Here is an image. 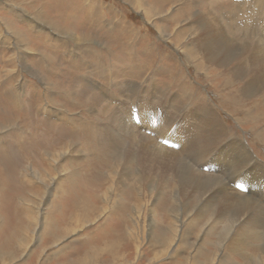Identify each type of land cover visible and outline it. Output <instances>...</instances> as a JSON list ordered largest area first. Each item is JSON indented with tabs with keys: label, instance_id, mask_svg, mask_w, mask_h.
<instances>
[{
	"label": "rangeland",
	"instance_id": "1",
	"mask_svg": "<svg viewBox=\"0 0 264 264\" xmlns=\"http://www.w3.org/2000/svg\"><path fill=\"white\" fill-rule=\"evenodd\" d=\"M42 1H44V4ZM46 1L47 0H34L33 2L32 0H22V3H13L18 5L20 10L30 12L38 10L42 13V9L44 8L45 11L43 12L50 15L48 18L45 16L43 18V21L46 22L45 25L48 27L41 26L34 18V20L29 18L26 21L22 12L20 13L12 10L7 5L6 0L0 1V116L9 117L6 119L8 122L0 119L2 121L0 122V129H2L0 130V192H2V187L4 188L6 186L5 196L8 197L3 200V205L6 208V219L1 220L2 217H0V264H151L150 262L146 261L149 254L143 253L139 256V253H134V250L137 247V242L133 239L131 240L126 238L127 242L131 245V247L129 246L128 249L122 247L119 244H109L106 246L107 248H102L103 246H99L101 244L99 236H107V227H115V225H112V223L117 220L111 221L113 220V217L110 218L114 214V211H111V214L105 213L106 216L103 215L102 217L96 218L92 223L85 221V224H83L81 227V224L74 226L75 222L68 219L67 214H64L63 217L61 214H55L52 201H46L48 199V195L45 196V200L41 204L40 201L44 195L43 192L39 191L37 188L38 183L36 182L38 180V176L34 175L33 171H30V168L35 167L41 171H43V169L48 170L52 175L49 168L50 156L53 154V152L49 151L48 157V155L46 156V150L53 149V142L56 144V146L58 145L57 150H63L65 149V146L73 143L76 145V149H79L80 147H83L84 149L83 152H78L73 158L76 164L74 165L76 169L75 177L72 180L66 181L65 187L69 189H66V191L61 193V195H63V200L66 202L69 199L67 201L69 202L71 198L70 196H75L74 193L76 192L74 191L77 186L80 187H78L80 191L83 190V192H87L89 196L94 195L95 190H102L109 184V180L107 181L109 171H112L115 168L116 160L114 158H112V160L107 159L104 155L99 153L100 147L98 145V126L104 122H107L106 120L109 116V113L113 111V109L115 110L117 106L131 104L132 92H134L131 90L137 89L142 85H146L149 83L150 79L154 78V76L156 77L157 81L154 80L153 84L155 85H151V87L156 88V86H158L157 88L160 87L162 90L166 89L165 92H170V94L180 93L184 98V104L188 107L191 106L192 109L195 108L196 104L198 103H211L219 112L224 125L229 131L227 135L228 138L243 140L247 147L251 150L253 159H255L251 166L243 170V174L245 173V179L241 175L240 180L233 178L234 172L232 171L233 169H230V167H227L225 171H220L218 169L219 165H221V169L225 167L224 162L219 164L218 168L214 166L216 162H214L212 168H204L202 167L201 163L195 161L192 157H187L189 163L199 173L204 175H207L208 173L210 176L219 177V179H221V181L225 184L227 188L226 191L229 193H233L238 196L237 194H239V190L235 189V183L237 187L244 189L245 197L256 200L258 194H260L259 197L262 198L257 202H261L260 204L264 206V190L259 188V185L263 184L264 181L261 177L252 176L251 173V170L254 169L261 174V168H264V101L261 97L244 100L245 98H243L240 93L242 85L245 82L244 79L235 81L234 86H230L228 88L226 84L224 85L225 79L228 77L222 72L217 75H213L214 77L210 76L211 78H207L206 73L200 72L196 62H193L191 58L188 59L182 49H178V47L173 42L160 35L158 25L156 23H154V25L150 23L144 17L143 13L141 12L142 10L138 11V9H136L133 5L124 0H96L98 5L94 9L95 11L92 10L93 8L91 9L93 13L91 11L89 12L88 7L85 6V9H83V14H81L80 17L83 19H89L88 21L90 22L91 26L89 23L87 24V22H74L75 17L70 18V16L67 15V17L65 16L66 19L64 18V21L62 20L64 22L63 24H56L51 20V18L53 17L56 19V21H58L57 18L60 14L56 13V11H53V9L55 10L56 7H52L51 10L50 5L46 3ZM148 1L151 3L156 2L164 7V10L160 11V14H163V16L164 14H170L172 11L169 12V10L172 8L174 9L180 7L192 12L198 13L200 11V13H204L206 12L204 7H209V3L212 7L209 12L213 11L217 15L222 14L224 16V22H228V17L232 16V14L234 15L236 13V17L237 15H240L237 13L242 12L237 11L236 4L239 2L237 0H190L191 2L188 4L187 2L189 0H176L173 1V4H171V2L169 3L170 0ZM27 2H32L33 5H29ZM49 2H51L53 6V3L56 1L49 0ZM31 5L33 7H31ZM30 15L34 16V14ZM159 19L162 21L159 23L163 26H173L170 20H166L164 18L163 21V18L161 17H159ZM101 20L105 21L100 23ZM121 22L123 25H121ZM163 22L168 23L169 25L164 24ZM124 23L127 26L128 31L134 30L135 33L138 32L139 34V36L133 38L136 39L134 41L135 44H132L133 48L125 50L121 48L120 45L115 48H110L108 46V41L111 39L113 34L111 32L105 33V29L101 26L108 27L109 24H111L116 34V32L118 33V30L124 26ZM69 26L72 27V29L74 28L77 32H81L82 29L85 28L86 33L89 34L87 37L92 39V42L87 43L85 41L80 42L83 45H76L74 42L70 41L68 37L63 34H67L66 29L69 28ZM182 26L184 28H188L187 25ZM14 30L18 31L19 33L21 32L22 43L28 45L29 50L22 48L23 45L16 40V31ZM58 30L62 31V33L58 32ZM235 30L236 29L233 27V31ZM135 33H133L132 36ZM232 34L240 39L245 40V37H241L242 31L240 30L236 31V34H234V32ZM109 35L111 37L108 39L107 37H109ZM123 37H125V35H123ZM119 41H121V39ZM113 44L115 45L116 43L114 42ZM22 57L29 64L26 66L28 71L25 66H22V61L20 63V59ZM122 58L124 60H122ZM129 58H132V63H134L133 67L130 66ZM233 63H235V61ZM113 64L117 65L115 66ZM110 65H112L111 70L113 69L112 71H114V74H112L113 72L110 70ZM130 68H134V70L136 69L135 73L134 70H130ZM65 69H67V71ZM208 73H210V70ZM220 74H222L225 79H218V75ZM104 76H106V78ZM130 82L134 83L129 84ZM135 83H138L136 84V86L138 85L137 87L133 86ZM218 84H221V88L218 87ZM131 86L133 87L131 88ZM15 87H20V93L13 91ZM77 87H81L80 90H78ZM126 87L129 89H126ZM66 88L67 90H65ZM73 88L76 89L74 90ZM227 88L228 91L232 90L231 94L224 90ZM177 89L179 92H177ZM32 90L33 92H31ZM47 92L49 94L48 96H50L49 98H46ZM124 99H127L126 103ZM253 105L256 106L253 107ZM167 107L168 105L163 106L160 110L163 111L162 109ZM256 107L257 109H254ZM183 114L184 111L180 113V115L177 112L176 114L172 115V118L170 117L172 120L171 125H175L177 127L179 124H181V118ZM19 117H21V119ZM132 119L139 125L140 120L138 114H133ZM40 121H43L44 123L43 124L41 122L42 126ZM4 124L7 126L2 127ZM87 124L89 125L87 126ZM94 125L97 126L95 127ZM83 126L87 127L85 128ZM11 133L14 134L11 135ZM20 134L23 135L20 136ZM80 134L83 136L81 137L82 139L80 138ZM88 136H90L91 139ZM93 136L96 137V139ZM228 138L226 139L225 136V138H223L222 144L227 143L229 140ZM44 140H49V144L45 143ZM162 142H164L163 144L167 146L164 140H162ZM93 146L94 149L92 148ZM223 152L224 156L227 157L228 154L226 150ZM217 154V151L213 150L209 158L212 160ZM223 159L224 158L222 156V161ZM83 163L85 164L83 165ZM133 165V173L135 174V172L138 170V164L134 163ZM86 175L89 176L87 177ZM99 181L101 182V185ZM77 182L79 183L77 184ZM85 183L86 187L84 185ZM95 183L98 185L96 186ZM229 183L230 186L228 185ZM50 184L52 187H54L56 182H47V186ZM132 186L133 187L129 188L123 197L126 199V202L131 203V207L138 200L136 196L137 191L134 187L135 185ZM97 187L99 188L97 189ZM88 191L90 193H88ZM172 193L173 188H169L167 193L165 190L163 195H155V201L154 203L151 202L149 204V209L156 207V212L158 213L156 219L158 222L160 221V218L163 223H167L171 219L176 222L179 233L178 236L184 234L186 236L185 243L187 245L184 243L185 245H182L180 251L177 254L174 256L168 254L167 257L157 260L155 264H176V259L178 256H193L197 252L198 254H206V257H210L213 244L219 242V233L224 228L223 223H225L233 215L226 214L223 216L220 221L221 223L216 227L212 225V221L209 219V214L203 219L199 217V219H197L193 225H190L191 221L187 215H181L183 205H180L181 207L178 205L173 208L171 207L173 199ZM55 194L58 196L57 191ZM51 197L50 199H52ZM158 197L161 198L159 201H157ZM30 200H34L35 203L33 204ZM27 205H35L36 208H34L33 212L25 211L23 208H20L26 207ZM50 206L52 209L50 211V218L53 219L54 224H50L47 218L41 219L39 224H37L39 209H41L39 212L40 217L43 215L44 210H47ZM193 207L194 205L191 204L189 209L192 210L194 209ZM118 208V211H116L120 213V211H122L120 209L121 207ZM176 214H178L177 218L181 222L175 221L176 219L173 218V216H176ZM108 216L110 218H108L109 221L107 219ZM28 217L33 218L34 222H29ZM129 217V213H125V219L128 220V222L130 220ZM245 220L246 219L243 217H237L235 223L239 225ZM179 223H181V225H179ZM84 225L86 228H83ZM105 225L106 229L104 227ZM54 227L55 230L53 231V234H51ZM71 228H77L78 231L71 234ZM123 230L126 231L125 228H123ZM34 232V238L31 242V236ZM50 234L53 235V238H51ZM93 238H97L99 240L98 246L99 249H102L100 251L95 250L92 253V261L89 259L84 260L87 255L83 253L86 252V246L88 243H91ZM246 238L248 241H252L248 237ZM57 239H60L61 241ZM148 240L149 237L146 235L143 246L141 247L142 249H146ZM190 242L193 244L188 246ZM224 242H226V238ZM178 244L179 241H177L174 246L172 245L171 247L174 248V250H177ZM222 245H224V243ZM60 246H62V250H60L57 254ZM251 248L252 247L249 248V251H253ZM129 249H131V251ZM55 250L56 253L54 252ZM124 252L127 253L126 258L129 257L128 259H130V262L123 261L122 253ZM206 257H199L200 260L198 259L199 261L195 264H206ZM218 257H220V253ZM68 260L70 262H68Z\"/></svg>",
	"mask_w": 264,
	"mask_h": 264
},
{
	"label": "bare ground",
	"instance_id": "2",
	"mask_svg": "<svg viewBox=\"0 0 264 264\" xmlns=\"http://www.w3.org/2000/svg\"><path fill=\"white\" fill-rule=\"evenodd\" d=\"M6 1H7L6 2L7 5L12 10L20 13L22 12L23 17L25 18L26 21L29 18L32 19L34 18L41 26L44 27L46 26L45 25L46 22L43 21V18L44 16L48 18L50 15L43 12L45 11L44 8L42 9V13L41 11L38 10H35L33 12L24 11V10H20L18 8V5L13 3V2H16L17 4L22 3V0H15V1L6 0ZM32 1L34 2V0ZM55 1L56 2L53 3V6L51 2H49V0L46 1V3L50 5V9L52 7L53 8L56 7V9L55 10L53 9V11H56V13L60 14L59 17L57 18L58 21H56V19L53 17L51 18L53 22H55L58 25H61L64 23L63 22L64 18L67 15L70 16V18L75 17L74 22H87V24L89 23V25L91 26L90 22L88 21L89 19L86 18L83 19L80 17V15L83 14V9H85V6L88 7L89 12L90 11L92 12V10H94L95 7L98 5V2L96 0H81V1L55 0ZM124 1L133 5L136 9H138V11L142 10L141 12L143 13L144 17L150 23H152L153 25L154 23H156L158 25L160 35L164 36V38L166 37L168 40L173 42L178 47V49H182L188 59L191 58L193 62H196L199 71L206 73L207 78L222 72L226 74L228 78L225 79V77L222 74H220L218 75V79L221 80L225 79L224 85L226 84L228 88L230 86L231 87L234 86L235 81H240L241 79H244L245 82L244 84L242 83L243 85L240 90L242 97L245 98L244 100L261 97L263 98L264 101V0H237L239 1L236 4L237 11H242V12L237 13L240 15H237L236 17H235L236 13L234 15L232 14V16L228 17L229 20L228 22L223 21L224 16L222 14L217 15L213 11L209 12V10L212 9L210 3H209V7L207 8L204 7V9H206V12L204 13L202 12L200 13V11L198 13L192 12L187 9L185 10V8L180 7L174 9L172 8L171 10H169V12L172 11L173 13L171 12L170 14H164L163 16V14H160V11L164 10V7H162L160 4L156 2L151 3L148 0H124ZM173 1L176 0H170L169 3L171 2V4H173ZM42 2L44 4V1ZM190 2L191 1L189 0L187 4ZM28 4L30 5L32 4V2ZM32 5L31 7H33ZM30 14H34V16ZM159 17L163 18L162 19L163 21L164 18L166 20H170L173 26L172 27L163 26L162 24L159 23L162 22L160 21ZM103 21L105 20H101L100 23ZM163 23L169 25L168 23L165 22ZM121 25H123V23ZM182 25H187L188 28H184ZM101 27L105 29V33L111 32L113 34L112 37L110 35L109 37H107L108 39L111 37V39L108 41V46L110 48H115L120 45L121 48L125 50L132 49L133 45L135 44L134 41L136 40L133 38L139 36L138 32L135 33L134 30L128 31L125 23L124 26H122L120 29L118 28L119 34L117 32L115 34L112 28L113 26H111V24H109L108 27H104V26ZM233 27L236 29L235 31H233ZM69 28L66 29L67 34L66 33L63 34L66 37H68L70 41L74 42L76 45H83L80 42H85V41L87 43L92 42V39L87 37L89 34L86 33L85 28L82 29V31L85 30L84 32L82 31L77 32L75 31L74 28L72 29V27L70 26ZM238 30L242 31L241 37L242 38L245 37V40L240 39L232 34L233 32L234 34H236V31ZM58 32L62 33V31L59 30ZM133 33L135 34L132 36ZM15 34H16V40L23 45L22 48L29 50L28 49L29 46L22 43L21 32L19 33L18 31H16ZM123 35H125V37H123ZM120 39L121 41H119ZM114 42L116 43L115 45L113 44ZM131 59L129 58L130 66L133 67L134 63H132ZM122 60L124 59L122 58ZM21 61L23 64L22 66L23 67L25 66V68L28 71V68L26 66H28L29 64L25 61L23 57L20 59V63ZM234 61L235 63H233ZM113 65L116 66L117 64H113ZM111 66L112 65H110V70L112 68ZM65 70L67 71V69ZM112 70L111 72H113L112 74H114V71ZM130 70H134V68H130ZM209 70L210 73H208ZM135 71L136 69L134 70V73ZM104 77L106 78V76ZM154 80L157 81L155 76L153 79H150L149 81L150 85L149 83H147L146 85H142L137 89L131 90L134 91L132 92V97H131L132 103L129 105L126 104L123 106H117L115 110L113 109V111L109 113V116L107 117L106 120L107 122H104L98 126L97 132H98V145L100 147L99 153L104 155L107 159L112 160V158H114L116 160L115 168L112 171L111 170L109 171V176L107 178V181L109 180L108 182L109 184L106 187H104L102 190H95L94 195L91 196H89L87 192L86 193L83 192V190L80 191L79 190L80 187L77 186V188L75 187L76 189L74 188L75 191L73 190L74 192H76L74 193L75 196L72 197L71 195L70 201L67 202L69 200L67 198L68 200L65 202L62 198L63 195H61V193L66 191V189H69L65 187L66 181L72 180L75 177L76 169L74 165L76 164L73 158L74 156H76L78 152H83L84 148L80 147L79 149H76L77 148L76 145L70 143L64 147L65 149L57 150L58 145L56 146V144H54L53 142V146H54L53 149L46 150V156L48 155L49 151L53 152V154L50 156V168H49L52 175L49 173L48 170L43 169V171H41L39 169H36L35 167L30 168V171L32 170L34 175L38 176V180L36 182L38 183L37 188L39 189V191H42L44 195L40 203L42 204V202H44L45 200V196L48 195V199L46 201L48 202L49 200L52 201L53 210L55 209L54 210L55 214L58 215L61 214L62 217L64 214H67L68 219L75 222L74 226L76 225L78 226L79 224H81V227L83 224H85V221H89L90 223H92L95 221L94 219L102 217L103 215L106 216L105 213L111 214V211H114V214L110 218L113 217V220L111 221L117 220L112 223V225H115V227H110V226L107 227L108 228L107 236H103V237L99 236V240L101 241V244L99 246L101 247L103 246L102 248H104L109 244H119L122 247L128 249L129 246L131 247V245L127 242L126 238L131 240L133 239L134 241L137 242V247L134 250V253H139V256L142 255L143 253L149 254L147 256L146 261L150 262L151 264L153 263L155 264L157 260L167 257L168 254L172 256L177 254L180 251L182 245L186 241V236L184 234L178 236L179 233L176 222H174L171 219L169 222L163 223L161 221V218H160L161 222L160 221L158 222V220L156 219V216L158 214L156 212V207L149 209V204L151 202L154 203L155 201L154 200L155 195H161V194L163 195L165 190L167 193V190L169 188H173V193H172L173 199H172L171 207L173 208L176 205L178 206L183 205L181 215L182 216L184 214L187 215V217L191 221L190 225L191 224L193 225L194 222L197 219H199V217L203 219L206 215L209 214V219L212 221V225L216 227L218 226V224L221 223L220 221L223 218V216H225L226 214L233 215L225 223H223L224 228L219 233V242L214 243L213 246L211 245L212 253L210 257H206L205 256L206 254H198L197 252L193 256L190 255L187 257L178 256L176 259L177 260L176 264H195L200 260L199 257L202 258L206 257L207 258L206 264H264V206L260 204L261 202H257L260 201L262 198L259 197L260 194H258L256 200L253 198L245 197L244 189H242L241 187H237L235 183H234L235 189L239 190L240 195L236 193L238 195L236 196L233 193H229L226 191L227 188L225 184L221 181V179H219V177L210 176L208 175V173L207 175H204L202 173L197 172L196 169L189 163V160L187 158V157L190 158L192 157L195 161L201 163L202 167L204 168H212L214 162H216L214 166L218 168V165L224 162L225 167L221 169V165H219L218 169L220 171H225L227 167H230V169L231 170L233 169L232 171L234 172L233 178H237L240 180L241 175L245 179V173L243 174L244 172L243 170H245L247 167L251 166L254 163L255 159H253L251 150L247 147L246 143L243 140L228 138L227 135L229 131L224 125V122L222 121V117L220 116L219 112L215 109V107L211 103L209 102L198 103L196 104V107L192 109L191 106L188 107L184 104V98L180 93L170 94V92L169 93L165 92L166 89L162 90L160 89V87L157 88L158 86H156V88L151 87V85H155L153 84ZM133 83L134 82H130L129 84H133ZM136 84L138 83H135L133 86L137 87L138 85L136 86ZM133 86H131V88ZM218 87L221 88V84H218ZM80 88L77 87L78 90H80ZM228 88L224 90L228 91ZM126 89L129 88L126 87ZM65 90H67V88ZM13 91L20 93V87L18 88L15 87ZM31 92H33V90ZM177 92H179L178 89ZM228 92L229 94H231L232 90H229ZM48 95L49 94L47 92L46 98L50 97ZM124 100L126 103L127 99ZM167 105L168 107L162 109L163 111L160 110L161 107ZM255 106L253 105V107ZM254 109H257V107ZM183 111L184 114L182 115L181 118L182 123L179 124L177 127L175 125H171L172 124L171 116L176 114V112L180 115V113H182ZM133 114L139 115V120H140L139 125L132 119ZM8 118L9 117L6 116L4 117L0 116V119H3V121L5 122H8V120H6ZM19 118L21 119V117ZM0 122L2 121L0 120ZM41 122L43 123V121H40V124ZM88 125L89 124H87V126ZM6 126L7 125L4 124L2 127H6ZM13 134L11 133V135ZM23 134H20V136ZM80 135H81L80 138L83 137L82 134ZM225 136L226 139L228 138L229 140L227 143L222 144L223 138H225ZM94 138L96 139V137ZM162 140L166 142L167 146L163 144L164 142H162ZM44 142L49 144V140H44ZM92 148L94 149V146ZM213 150L214 151L216 150L218 154L215 156L214 159L211 160V158L209 157L210 154L213 152ZM224 150H226L228 154L227 157L224 156V152H223ZM222 156L224 158L223 161H222ZM85 163H83V165ZM134 163L138 164V170L137 172H135V174L133 173ZM261 171L262 173L260 174L256 170L252 169L251 173L252 176L261 177L264 181L263 167L261 168ZM53 181L56 182L54 187H52L51 184L47 186V182H53ZM79 182H77V184ZM230 183L228 184L229 186ZM84 185L86 187V183ZM132 185H135L134 187L137 191L136 196L138 200L131 207V203L126 202V199H124L123 197L127 192V190L133 187ZM98 188L99 187H97V189ZM259 188L264 190V183L259 185ZM1 191L2 192H0V217H2L1 220H3L6 219L5 217L6 208L3 205V200L8 198L7 196H5L6 186L4 188L2 187ZM56 191L58 192V196H56L55 194ZM88 193L90 192L88 191ZM50 197L52 199H50ZM160 199L161 198L158 197L157 201H159ZM30 201L33 204L35 203L34 200H30ZM191 204L194 205L193 208L195 209V211L194 209L192 210L189 209V206ZM117 206L121 207L120 209L122 211H120V213L117 212L118 211L117 209H119ZM20 208H23V210L25 211L33 212L36 206L27 205L26 207H20ZM40 210L41 209H39V212ZM51 210L52 209L50 206L47 210H44L43 215L40 217L38 212L37 224H39V222L43 218L44 219L47 218L50 224H54L53 219L50 218ZM125 213H129L130 215L129 222L128 220L125 219ZM177 216L178 214H176V216H173V218L176 219L175 221L179 222L180 220H178ZM237 217H243L246 220L243 223L237 225L235 223ZM108 218L109 216L107 217V219ZM28 221L34 222V219L28 217ZM106 225L104 226L105 229H106ZM179 225H181V223H179ZM83 228H86L85 225L83 226ZM123 228H125L126 231H124ZM54 230L55 227L52 230L51 234H53ZM77 231H78L77 228L70 229L71 234L73 232L76 233ZM34 234L35 232L31 236L32 237L31 242L33 241ZM146 235H148L149 237L148 244L146 249L144 248L142 249L141 247L143 246ZM246 237H248L252 241L251 242L250 240L248 241ZM51 238H53V235H51ZM225 238H226V242H224ZM99 240L97 238H93L91 243H88L87 246L85 245L87 249L86 252H84L83 254H86L87 257H85L84 260L89 259L90 261H92V253L95 250L100 251L102 249V248L99 249L98 246ZM177 241H179L178 248L177 250H174V248H172L171 246L172 245L174 246V244ZM223 243L224 245H222ZM191 244L193 243L190 242L188 246H191ZM62 246L59 247L60 249L57 251V254L60 250H62L61 249ZM250 247H252L251 249H253V251L252 250L249 251ZM129 250L131 251V249ZM54 252L56 253V250ZM219 253L221 258L218 257ZM126 256H127L126 252L122 253L123 261L130 262V259H128L129 257L126 258ZM68 262L70 261L68 260Z\"/></svg>",
	"mask_w": 264,
	"mask_h": 264
}]
</instances>
